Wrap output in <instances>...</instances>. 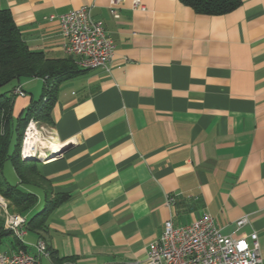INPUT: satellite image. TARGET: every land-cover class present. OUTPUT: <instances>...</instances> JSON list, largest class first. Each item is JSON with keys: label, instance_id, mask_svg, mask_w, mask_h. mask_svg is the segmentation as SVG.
I'll use <instances>...</instances> for the list:
<instances>
[{"label": "crops", "instance_id": "obj_1", "mask_svg": "<svg viewBox=\"0 0 264 264\" xmlns=\"http://www.w3.org/2000/svg\"><path fill=\"white\" fill-rule=\"evenodd\" d=\"M141 1L144 12L132 0L1 2L31 51L78 72L58 84L52 122L39 121L50 139L42 154L57 156L36 160L69 199L43 231L27 230L24 246L35 254L43 241L60 264L144 261L168 220L183 227L209 214L224 236L257 233L264 264V0H242L222 16L179 0ZM83 7L114 45L106 69L81 68L50 20ZM40 80L16 85L26 96H16L15 118L42 100L43 88L35 101L30 87ZM14 181L44 204L41 187L22 185L16 172ZM10 237L0 254L20 250Z\"/></svg>", "mask_w": 264, "mask_h": 264}, {"label": "built area", "instance_id": "obj_2", "mask_svg": "<svg viewBox=\"0 0 264 264\" xmlns=\"http://www.w3.org/2000/svg\"><path fill=\"white\" fill-rule=\"evenodd\" d=\"M121 1L111 0V4ZM132 9L143 12L146 10L141 0H132ZM112 13L114 14L113 11ZM55 19L60 22L62 35L68 40V56L78 58L79 66L83 69L107 68L114 56V45L104 23L95 19L88 7L50 18ZM14 95L26 96L22 87H17ZM49 144L46 127L39 121L31 120L24 131L21 159L25 162L36 161L28 158L30 154H34L37 157L44 156L43 161L53 160L56 155L42 154L41 151L42 147ZM174 204L175 197L170 196L168 207L171 208ZM0 216L6 219L5 228L25 245L28 217L19 214L8 215L6 212L3 214L1 208ZM246 223V218L238 221L237 228L241 229ZM248 239L224 236L209 214L183 227H175L170 219L164 224L162 236L148 246L144 261L114 264H262L258 234L254 232ZM32 247L35 254L25 249L13 254H0V264H40L42 259L51 258L43 241Z\"/></svg>", "mask_w": 264, "mask_h": 264}, {"label": "trees", "instance_id": "obj_3", "mask_svg": "<svg viewBox=\"0 0 264 264\" xmlns=\"http://www.w3.org/2000/svg\"><path fill=\"white\" fill-rule=\"evenodd\" d=\"M179 1L197 14L205 16H222L236 10L242 4V0ZM1 2L2 0H0V89L5 91L0 90V174L3 173L6 163L10 162L22 185L43 189L44 209L29 218L27 213L38 204L37 195L9 186L1 179L0 196L10 202L12 207L19 209L22 215L28 217L27 229L43 231L48 217L68 201L69 195L53 192L51 185L40 174L38 162H25L21 159L24 131L31 120L52 122L51 113L56 101L58 84L70 80L78 72L71 69L67 61L50 60L41 52L31 51L24 43L11 12L2 8ZM31 79L43 80L42 100L33 101L21 116L15 118L13 111L16 96L12 94V90L22 81ZM10 236H13L12 232L6 229L0 220V245ZM14 239L20 249L26 250L24 245L15 237ZM50 254L56 264L61 263L53 256L54 254L51 252Z\"/></svg>", "mask_w": 264, "mask_h": 264}, {"label": "rangeland", "instance_id": "obj_4", "mask_svg": "<svg viewBox=\"0 0 264 264\" xmlns=\"http://www.w3.org/2000/svg\"><path fill=\"white\" fill-rule=\"evenodd\" d=\"M43 80H40L38 82H33L30 87L34 88L35 87V90H34V94H35V98L34 100L35 101H39L41 99V95H42V88H43ZM0 90H4L5 89H0ZM38 160H45L44 156H39L38 157ZM26 162H34V161H26ZM14 177H15V172L11 166V164L8 162L6 163L5 165V168L3 170V173L0 174V179L2 181H7L11 186H15V181H14ZM22 191V190H21ZM24 192V191H23ZM0 203H2V205H0V208H1V212L4 214L5 212L8 214V215H14V214H19V215H22V213H20L21 211L19 209H16L15 207H13L14 209H11V204L10 202L6 201L4 198H2L0 196ZM44 204H42L40 207H35V209L29 213V217H32L33 215L37 214V213H40L44 208H43ZM28 214V213H27ZM0 219L4 222V225H5V218H3L2 216H0ZM11 237L7 238L5 240V243L7 242V240H11L10 239Z\"/></svg>", "mask_w": 264, "mask_h": 264}, {"label": "bare ground", "instance_id": "obj_5", "mask_svg": "<svg viewBox=\"0 0 264 264\" xmlns=\"http://www.w3.org/2000/svg\"><path fill=\"white\" fill-rule=\"evenodd\" d=\"M55 150H56V149H55ZM57 151H58V150H57ZM57 151H56V153H57ZM28 158H30V159H34V160H38V157L35 156L34 154H30Z\"/></svg>", "mask_w": 264, "mask_h": 264}, {"label": "water", "instance_id": "obj_6", "mask_svg": "<svg viewBox=\"0 0 264 264\" xmlns=\"http://www.w3.org/2000/svg\"><path fill=\"white\" fill-rule=\"evenodd\" d=\"M57 156V153H54Z\"/></svg>", "mask_w": 264, "mask_h": 264}]
</instances>
